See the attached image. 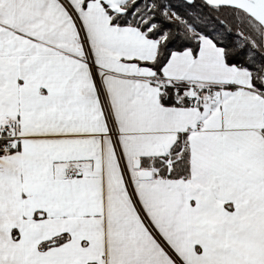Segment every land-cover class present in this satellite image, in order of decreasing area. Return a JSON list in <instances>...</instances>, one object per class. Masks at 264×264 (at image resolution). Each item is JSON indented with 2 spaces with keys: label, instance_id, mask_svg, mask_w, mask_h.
Here are the masks:
<instances>
[{
  "label": "snow or ice",
  "instance_id": "1",
  "mask_svg": "<svg viewBox=\"0 0 264 264\" xmlns=\"http://www.w3.org/2000/svg\"><path fill=\"white\" fill-rule=\"evenodd\" d=\"M0 264H264V0H0Z\"/></svg>",
  "mask_w": 264,
  "mask_h": 264
}]
</instances>
